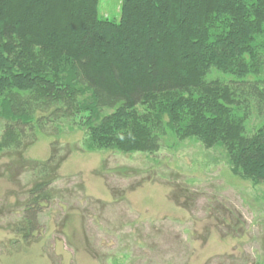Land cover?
I'll list each match as a JSON object with an SVG mask.
<instances>
[{
  "label": "trees",
  "instance_id": "1",
  "mask_svg": "<svg viewBox=\"0 0 264 264\" xmlns=\"http://www.w3.org/2000/svg\"><path fill=\"white\" fill-rule=\"evenodd\" d=\"M98 2L0 0V155L32 177L14 226L25 242L69 154L58 139L76 126L90 151L195 140L264 183V0H121L118 22ZM40 136L57 140L47 158L25 159Z\"/></svg>",
  "mask_w": 264,
  "mask_h": 264
},
{
  "label": "rangeland",
  "instance_id": "2",
  "mask_svg": "<svg viewBox=\"0 0 264 264\" xmlns=\"http://www.w3.org/2000/svg\"><path fill=\"white\" fill-rule=\"evenodd\" d=\"M120 7L99 0V18L118 22ZM53 141L40 136L25 159H46ZM58 143L69 154L30 242L14 226L31 174L0 155V264L264 262V183L234 174L222 149L166 137L154 155L90 151L77 126Z\"/></svg>",
  "mask_w": 264,
  "mask_h": 264
}]
</instances>
